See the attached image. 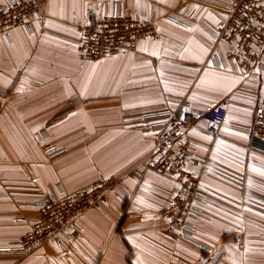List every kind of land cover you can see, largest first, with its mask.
I'll use <instances>...</instances> for the list:
<instances>
[{
    "label": "crops",
    "instance_id": "0c3cea01",
    "mask_svg": "<svg viewBox=\"0 0 264 264\" xmlns=\"http://www.w3.org/2000/svg\"><path fill=\"white\" fill-rule=\"evenodd\" d=\"M17 1L0 0V7ZM228 5L47 0L46 16L35 19L32 29L0 32V264H264V154L247 148L264 96V48L247 75L228 61L212 64V51L224 54L227 48L217 36L218 13ZM117 10L154 19L159 38L82 59L81 27ZM170 14L190 25L166 19ZM199 45L208 49L203 63L193 58ZM205 72L210 75L201 84ZM218 77L235 81L230 91L216 87ZM182 99L197 116L184 132L193 150L186 168L207 193L191 237L161 215L177 182L158 168L155 147L160 113ZM222 101L224 122L213 135L202 115ZM108 178L120 179L109 205L82 215L77 236L69 227L27 255L15 250L40 219L36 201L92 189Z\"/></svg>",
    "mask_w": 264,
    "mask_h": 264
},
{
    "label": "built area",
    "instance_id": "2783aa9c",
    "mask_svg": "<svg viewBox=\"0 0 264 264\" xmlns=\"http://www.w3.org/2000/svg\"><path fill=\"white\" fill-rule=\"evenodd\" d=\"M228 1L229 5L218 13L217 36V41L227 48L224 54L215 49L210 58L216 67H223L228 61L232 69L247 75L257 67L264 48V0ZM46 2L19 0L8 7H0V32H8L15 26L32 29L35 19L46 16ZM166 19L190 25L171 14L166 15ZM144 38H159L154 19H142L121 10L114 14L99 13L92 22L81 27L78 52L82 59L96 60L134 50ZM226 104V101H222L202 115L213 135L220 132ZM160 114L163 116L161 130L155 137L158 168L172 175L179 185L173 201L161 210V215L171 226H179L181 235L191 237L197 231L196 224L203 217L202 206L207 196L200 186V177L186 168V162L193 157V150L184 139V132L194 125L197 116L189 108L188 99H182L176 108ZM247 148L264 154V96L252 118ZM119 182V178L103 179L92 189H80L61 196L50 194L36 201L34 204L40 209V219L31 231L20 237L15 250L23 256L27 255L43 247L49 240L65 234L69 227L73 229L71 235L77 236L80 232L79 218L98 205L108 206V194Z\"/></svg>",
    "mask_w": 264,
    "mask_h": 264
},
{
    "label": "snow or ice",
    "instance_id": "6c2138e0",
    "mask_svg": "<svg viewBox=\"0 0 264 264\" xmlns=\"http://www.w3.org/2000/svg\"><path fill=\"white\" fill-rule=\"evenodd\" d=\"M192 31H197V29H191ZM209 39H211V37H209ZM199 51H200V55L199 56H194L193 58L195 59H200L201 63H203V55H205L208 52V49L205 48L203 45H199ZM141 50L142 51H146V49L143 47V43L141 46ZM185 51H188L187 49ZM153 55H157L156 52L152 53ZM257 71H259L257 69ZM210 75L209 72H205V76L204 78L201 80V84H204L207 82V77ZM215 75V74H213ZM235 83V81H231L229 82V78L228 77H218L217 80L215 81L216 87L221 90L222 92H227L231 90V86L232 84ZM225 131H227V129H225ZM198 133H196L195 131L193 132V135H197ZM204 139H211V137H204ZM222 143V142H218ZM216 157L214 156L213 159H215ZM255 170V169H254ZM261 175H264V172H261ZM134 183V182H133ZM177 187H179V185H177Z\"/></svg>",
    "mask_w": 264,
    "mask_h": 264
}]
</instances>
